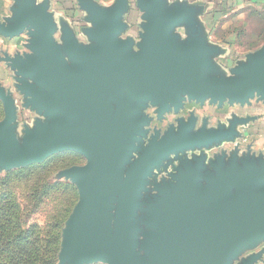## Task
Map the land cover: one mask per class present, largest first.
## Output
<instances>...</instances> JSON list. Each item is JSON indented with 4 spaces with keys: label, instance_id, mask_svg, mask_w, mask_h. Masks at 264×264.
Masks as SVG:
<instances>
[{
    "label": "water",
    "instance_id": "obj_1",
    "mask_svg": "<svg viewBox=\"0 0 264 264\" xmlns=\"http://www.w3.org/2000/svg\"><path fill=\"white\" fill-rule=\"evenodd\" d=\"M140 41L120 39L129 0L110 8L78 1L88 44L58 29L45 0H20L0 36H26L5 62L31 123L17 124L0 89V170L41 164L64 152L81 166L61 176L77 189L59 264H257L264 250V153L243 150L232 118L215 128L179 117L186 103L264 104V44L219 76L200 6L135 0ZM60 32L58 40L55 34ZM224 144L232 145L227 148Z\"/></svg>",
    "mask_w": 264,
    "mask_h": 264
},
{
    "label": "crops",
    "instance_id": "obj_2",
    "mask_svg": "<svg viewBox=\"0 0 264 264\" xmlns=\"http://www.w3.org/2000/svg\"><path fill=\"white\" fill-rule=\"evenodd\" d=\"M36 6L41 5L45 0H31ZM186 2L189 5L196 4L203 8L199 21L205 36L206 42L217 50V55L213 58L214 65L218 68V75L229 77L230 70L245 62L246 56L255 54L262 49L264 44V0H167L168 5L175 2ZM20 0H0V21L7 23L13 17V11L17 8ZM48 12L52 15L58 29L61 26L68 27L75 39L81 44H88L86 37L82 34L83 28H88L84 21V14L78 12L75 17L67 11L65 6L67 0H47ZM129 10L123 16V23L127 28L120 36V39L131 38L135 43L139 42L140 25L142 13L138 11L135 0H129ZM247 19V20H246ZM254 20L253 23L250 21ZM76 21V22H75ZM60 32L55 34L58 40ZM26 36L8 39L0 36V89L9 93L16 101L17 124L22 129L25 124L31 123L32 114L20 106V97L14 88L13 72L5 62L6 56H14L16 51L23 49ZM181 117L187 119L193 116L198 125V117L194 114V107L203 108V117L200 125L205 124L206 128H215L218 124L226 123L232 118H244L248 122L239 126L240 138L237 144L245 150L250 147L252 151L264 153V104L252 102L250 106L240 107L238 105L229 106L224 104L221 108L211 105L208 102L196 104ZM185 107V106H184ZM184 110V109H183ZM1 117L3 118V108L0 102ZM221 112L223 120L215 124L213 113ZM207 115V116H206ZM214 122L209 125L207 122ZM227 148H232L230 144H224ZM81 166V165H79ZM264 250V244L255 249V253ZM257 264H264V254Z\"/></svg>",
    "mask_w": 264,
    "mask_h": 264
},
{
    "label": "rangeland",
    "instance_id": "obj_3",
    "mask_svg": "<svg viewBox=\"0 0 264 264\" xmlns=\"http://www.w3.org/2000/svg\"><path fill=\"white\" fill-rule=\"evenodd\" d=\"M78 1L67 0L65 6L74 17L81 12ZM80 1H90L101 8H110L116 0ZM83 164L82 157L64 152L49 157L41 164L10 171L0 170V196L6 195L16 202L20 229L32 230L41 239L56 240L60 251L66 221L78 201L76 187L65 180L61 173L72 166ZM56 264H59L58 255Z\"/></svg>",
    "mask_w": 264,
    "mask_h": 264
},
{
    "label": "trees",
    "instance_id": "obj_4",
    "mask_svg": "<svg viewBox=\"0 0 264 264\" xmlns=\"http://www.w3.org/2000/svg\"><path fill=\"white\" fill-rule=\"evenodd\" d=\"M22 229L16 202L0 196V264H56L59 243Z\"/></svg>",
    "mask_w": 264,
    "mask_h": 264
},
{
    "label": "flooded vegetation",
    "instance_id": "obj_5",
    "mask_svg": "<svg viewBox=\"0 0 264 264\" xmlns=\"http://www.w3.org/2000/svg\"><path fill=\"white\" fill-rule=\"evenodd\" d=\"M193 107V105L192 104H190V105H185V107H184V110H182L178 115H174V114H167V115H165V118H164V120H162L161 122H158L157 121V119H156V116L157 115H155L153 112H154V110L153 109H148V111H149V113H150V116L153 118V120H152V122H151V124H150V127L151 128H156V129H160V130H164V129H166L167 127H168V125L169 124H172L173 122H174V120L175 119H177V118H179V117H181L182 115H184V114H186V112L188 111V110H190L191 108ZM193 112H194V114L198 117V125H197V123H196V125L199 127V125H200V119L203 117V115H205L204 113H203V108L201 107V108H199V107H194V109H193ZM213 115V117L215 118V124L217 125V122L219 121V120H223L224 118H223V116H222V113L220 112H215V113H213L212 114ZM207 116V115H206ZM208 123V126L209 125H213L214 124V122H213V124H212V122H207Z\"/></svg>",
    "mask_w": 264,
    "mask_h": 264
}]
</instances>
